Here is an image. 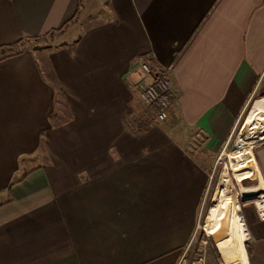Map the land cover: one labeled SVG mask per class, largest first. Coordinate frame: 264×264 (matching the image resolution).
<instances>
[{"label":"crops","instance_id":"obj_1","mask_svg":"<svg viewBox=\"0 0 264 264\" xmlns=\"http://www.w3.org/2000/svg\"><path fill=\"white\" fill-rule=\"evenodd\" d=\"M92 3L70 40L28 46ZM137 58L169 72L162 121L128 81ZM254 96L264 105V0H0V264H176L212 155ZM250 116L264 123V112ZM259 139L223 151L232 189H217L208 218L213 234L226 196L237 197L233 178L254 181L244 190L260 197L250 264H264V131ZM242 152L253 163L235 174L230 157ZM233 197L228 228L212 236L221 264L248 262Z\"/></svg>","mask_w":264,"mask_h":264},{"label":"rangeland","instance_id":"obj_2","mask_svg":"<svg viewBox=\"0 0 264 264\" xmlns=\"http://www.w3.org/2000/svg\"><path fill=\"white\" fill-rule=\"evenodd\" d=\"M92 5L93 6L90 5L91 7L88 8L87 10H84V11L81 10L78 13V15L75 17L74 21H70L69 23H67L66 25H64L63 27H61L60 29H58L57 31L53 33L47 34L37 40H32L28 42L29 43L28 46L38 44L39 47L50 46L54 48V47L59 46L63 41L70 40L72 34H74L75 32V31L71 32V27L81 28V26H85V22L88 19L89 15L93 14V12L95 11L96 4L92 3ZM135 92L138 97L136 89H135ZM60 93L61 91L58 92L57 90H55L53 99H54V105H55V112H57L59 116L61 117V119H63L64 117H66V114H67L66 101ZM256 100H258L257 96L252 97L247 103L246 107L243 109L239 118L236 120L234 127L231 131L229 140L226 142V147L224 149L227 152L242 150L243 146H240L239 148V145H236V139L238 137L237 135H238V132L241 126H243L244 123L247 122L246 120H248L247 118H249L250 112L251 111L253 112L254 110H257L259 112H264V105H261L262 102H260V100L257 102ZM141 106L143 108L152 107V106H145L143 104H141ZM166 116H167V113H166ZM191 140L195 144L201 142L202 133L197 132V131L195 133H192ZM254 143L255 142L253 141L249 144L250 149ZM221 151L222 149H219L217 153L212 155L214 159H213L212 166L210 167V171H209V175H210L209 180H208L209 183L207 186V190L205 192V196L201 202V205L198 211L197 221H196L193 233L191 235V238L188 244L185 247H183L179 252V256H178L176 264H221V259L217 252V247L215 246L216 243L212 239V236L220 231L218 229L219 220H217L214 223V227H216L217 232L213 234H210L212 229L208 225V218H209L211 210L214 207L213 204L217 202V185H218L223 169L225 168L226 165H228V158L220 155L222 153ZM229 176H233L232 173L229 172ZM238 178L240 177L233 178L232 180L235 189H237L236 191H238L237 197L234 198L232 196L233 194H229L226 196L223 219L225 220V217H226L225 212L228 206V202H230V199H232L233 197L235 201L232 207L231 222L234 221L235 214H237L238 208H240L239 212L243 218V221L245 223V226L248 232V239L244 242V247L247 253V257H248V262L245 264H248V263L250 264L252 244H251L248 220H250L252 217L253 218L255 217L254 210L257 208L256 200L259 199L260 197H258L259 191L244 193V190L247 188V186H249L251 183L252 184L254 183L253 180L243 179L240 182L242 185H245V186H240L241 184L240 185L236 184V180Z\"/></svg>","mask_w":264,"mask_h":264},{"label":"built area","instance_id":"obj_3","mask_svg":"<svg viewBox=\"0 0 264 264\" xmlns=\"http://www.w3.org/2000/svg\"><path fill=\"white\" fill-rule=\"evenodd\" d=\"M127 78L136 89L140 103L145 106H152L156 118L164 120L171 104V82L167 68L153 67L149 61L137 58L130 63ZM221 149L223 151L225 147Z\"/></svg>","mask_w":264,"mask_h":264},{"label":"bare ground","instance_id":"obj_4","mask_svg":"<svg viewBox=\"0 0 264 264\" xmlns=\"http://www.w3.org/2000/svg\"><path fill=\"white\" fill-rule=\"evenodd\" d=\"M263 131H264V123H262V121L257 119L255 116H250L247 122L245 123L242 132L239 134V138L237 139V144L240 145L243 143H249L251 140H257V139L260 140L259 138L262 135ZM230 159L235 174L239 173V171H237L236 169L240 167H244L245 164L251 165L253 163V159L249 152L237 153L235 156H231ZM217 189L219 192H226L232 189L230 176L226 168H224L221 173L219 179V185ZM227 228L228 226L225 220L220 219L218 223V229L224 231Z\"/></svg>","mask_w":264,"mask_h":264},{"label":"trees","instance_id":"obj_5","mask_svg":"<svg viewBox=\"0 0 264 264\" xmlns=\"http://www.w3.org/2000/svg\"><path fill=\"white\" fill-rule=\"evenodd\" d=\"M78 13V12H77ZM77 16V15H76ZM53 33V32H52Z\"/></svg>","mask_w":264,"mask_h":264},{"label":"water","instance_id":"obj_6","mask_svg":"<svg viewBox=\"0 0 264 264\" xmlns=\"http://www.w3.org/2000/svg\"><path fill=\"white\" fill-rule=\"evenodd\" d=\"M212 240V239H211Z\"/></svg>","mask_w":264,"mask_h":264}]
</instances>
